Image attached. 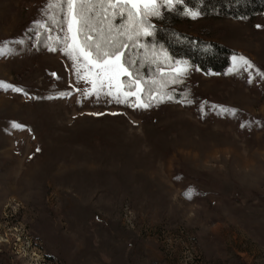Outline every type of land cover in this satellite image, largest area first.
Segmentation results:
<instances>
[{
  "label": "rangeland",
  "instance_id": "obj_1",
  "mask_svg": "<svg viewBox=\"0 0 264 264\" xmlns=\"http://www.w3.org/2000/svg\"><path fill=\"white\" fill-rule=\"evenodd\" d=\"M47 3L0 0V82L22 90L0 87V264H264V11L179 23L229 47V66L154 49L143 79L172 99L145 109L86 95ZM234 55L253 68L230 72Z\"/></svg>",
  "mask_w": 264,
  "mask_h": 264
},
{
  "label": "snow or ice",
  "instance_id": "obj_2",
  "mask_svg": "<svg viewBox=\"0 0 264 264\" xmlns=\"http://www.w3.org/2000/svg\"><path fill=\"white\" fill-rule=\"evenodd\" d=\"M185 5V0H48L45 11L48 20L54 25H66L63 37H57L55 43L63 45V51L73 61L78 79L89 81L91 91L86 95H97L107 87L106 95L113 96L118 103L127 102L128 97L135 96L134 107L149 108L152 101L162 102L163 99H172L171 95L160 91L165 87L163 80H144L130 70L129 62L125 59L126 50L130 46L143 47L138 43L141 36H151L154 25L149 22L150 17L160 18L162 8L175 10L177 6ZM183 14L193 19L202 15L198 6L183 7ZM127 16L124 23L116 25L113 21L119 17ZM47 25L41 23L40 27ZM50 50L55 51L50 46ZM6 55L5 49L0 48V56ZM164 60L171 58L162 50ZM147 59V56L145 57ZM160 56L152 52V61L157 63ZM233 65L230 72L253 68V64L244 56H233ZM136 63L135 60L131 62ZM159 66V64H158ZM84 75L80 76V70ZM188 70L186 61H176L172 67L171 83L180 82L179 78ZM163 75V74H162ZM257 75L264 78V73L257 71ZM122 76H127L130 83L121 81ZM252 80H249L251 83ZM13 91H22L12 85ZM133 89H135L133 91ZM63 95V94H62ZM124 99H120V97ZM144 97H147L145 100ZM191 103V101H187ZM227 111V110H225ZM235 113V110H231ZM115 115V113H113ZM20 127L19 125H13ZM244 125L242 124L241 127Z\"/></svg>",
  "mask_w": 264,
  "mask_h": 264
},
{
  "label": "trees",
  "instance_id": "obj_3",
  "mask_svg": "<svg viewBox=\"0 0 264 264\" xmlns=\"http://www.w3.org/2000/svg\"><path fill=\"white\" fill-rule=\"evenodd\" d=\"M185 6H198L204 17L252 18L264 11V0H185V5H179L175 10L162 8L160 18H149V22L154 25L153 34L139 38L138 43L143 47L130 46L126 50L125 59L134 75L146 78L153 74L156 63L152 61L151 53L159 48L171 58H184L204 72H221L229 66L233 54L229 47L215 41L194 38L178 29L179 23L188 17L183 14ZM126 19V15L123 20L117 17L113 23L119 25ZM30 35L32 41L36 40L34 46H37L43 41L45 33H37V29H34ZM133 60L136 63L132 64ZM124 80H128V77L125 76ZM176 94L179 92L176 91Z\"/></svg>",
  "mask_w": 264,
  "mask_h": 264
}]
</instances>
